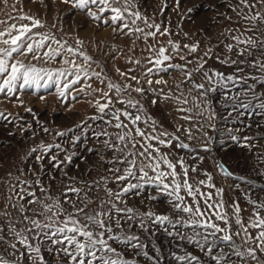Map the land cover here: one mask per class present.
Instances as JSON below:
<instances>
[{
    "label": "rangeland",
    "instance_id": "1",
    "mask_svg": "<svg viewBox=\"0 0 264 264\" xmlns=\"http://www.w3.org/2000/svg\"><path fill=\"white\" fill-rule=\"evenodd\" d=\"M136 3L141 13L149 18V24H160L161 32L167 29L168 34L157 33L155 38L149 37L145 41L143 33L132 32L129 35L127 29L124 32L114 31L115 26H112L110 21L108 25H105L100 21L93 20L86 14V11L74 8L71 3H63L62 0H7L6 4L5 0H0V30H5L10 24L18 26L29 24V20L15 19L21 15L34 17L40 20L43 25L41 28H34V32L47 33L62 42L66 41L67 45L72 47L77 46L78 40L82 41L83 45L80 50L86 52L95 61L91 70L103 71L113 83L121 85L128 83L133 88L143 86L145 89L143 95L131 92V96L139 100L145 113L157 122L158 130L162 128L170 134L178 135L181 141L190 145L189 149L184 150L176 147V142H173L171 148L161 147L160 151L168 153L169 159L173 161L181 157L184 158L190 167V182L205 180L204 173L210 174L211 182L215 184L216 188L224 190L223 197L226 205L238 203L241 208L240 215L247 223L249 216L254 211L253 205L248 203L249 199L257 203L264 201V110L254 107L245 110L241 107L233 111V102H226L224 96L246 91L249 85L258 94L264 93V84L260 83L261 80H264V73L248 66L249 62L264 59L261 50L259 47L253 49L243 44L236 46V41L233 39L241 34H243L242 39L248 37L257 39L261 34L258 29L264 25H260L257 21L255 22L257 28L245 31L249 21L242 19L238 13L241 10L243 12L249 10L244 9L242 5L238 7L239 0H179L178 7L177 0H136ZM92 7L95 11L96 6ZM162 7L163 12H161ZM253 11L264 15V4L257 3ZM104 15L110 16V13L105 12ZM137 23L141 27H145V31H154V29H147L141 21ZM169 41L180 46V51L173 54L171 63L186 65L187 70L192 72L191 81L181 83L186 78L176 69L148 76L143 75L148 68L153 67L148 63V58L154 57L155 52H150L149 48L163 46L171 52ZM186 44L198 45V48L195 52H189L184 47ZM227 45H234L231 52L227 50ZM52 46L56 47V45ZM246 48L248 50L244 52V55L238 54ZM181 56H184L185 59H180ZM217 57L220 59L217 60ZM228 58L237 63L221 62ZM137 60L140 61L139 64L135 63ZM188 61L191 63H187ZM241 61L244 63H240ZM202 62H204V69L196 71L199 63ZM33 63L37 62L33 61ZM77 63H80L79 59H77ZM39 64L51 68L61 67L58 63L44 65L43 61H40ZM117 69L128 73V76L139 77L140 85L127 77L120 76ZM129 69L132 71L129 72ZM238 69H243V72H238ZM204 70H208L210 74L212 71H216L225 75L248 76L249 78L247 84L243 82L237 85L229 84L228 88L221 89L215 82L209 85L203 77ZM252 76L259 79L253 80ZM148 79L153 80L151 88L155 91H149ZM157 79L167 83L156 84ZM193 82L196 84L205 83L206 88L215 86L217 90L209 91L204 97L201 96L200 90L192 87ZM81 83L83 84L84 81ZM89 83L91 88H86L84 93H75L76 100L68 97L65 102H62L54 94V89H41L38 93L31 89L25 90L19 94L23 106L17 101L16 96L11 98L0 96V112L10 114L9 120H0V212L7 211L9 213V216L0 217V226H6L7 220L11 218L17 229L24 227L22 223H18L21 220V213L18 210L19 202L15 196L11 202L8 200V197L12 195L11 188L18 184V180L34 182L39 177L50 190L49 194L61 199H63L61 193L64 186L69 182L83 187L82 181H100L101 177L107 176L109 177L107 187L113 190L118 187L111 182L112 174L107 169L113 167L109 161L119 153H113L103 145L101 141L105 137H101L100 141L94 138L93 132H99L104 127L103 121L89 119V117L97 115L94 104L89 101L94 102L99 99L101 103H104L102 94L93 91V89L107 92V80L104 84L96 79H92ZM178 84H181L187 96V104H179L174 100L162 98L161 89H163V93L170 91L174 97L178 96ZM111 95L115 101V93L113 92ZM40 96H44L45 99H40ZM124 98L127 99V94ZM154 99L157 100L155 105L152 104ZM180 99H184V97H180ZM241 99L244 97L241 96ZM258 103L260 101L253 100V104ZM123 107L122 104H115V108ZM180 107L191 109V112H180L177 110ZM26 108H31L32 112H27ZM129 111L133 110L129 109ZM229 113L232 115L229 116ZM213 114L215 119H210ZM189 115L192 117L191 120L182 118ZM82 122H86L90 131H88L87 138L82 137L77 145L73 146L68 142L72 133L65 137L56 135L58 131H67ZM44 128L49 131L45 132ZM177 128H180L179 132L176 131ZM189 129L191 139L186 131ZM107 130L112 134L114 140L115 133L119 130L112 127H108ZM76 133H80L79 128H76ZM204 133H207V137L211 138L208 151L203 150L207 139ZM230 135H235L239 139L233 141L230 139ZM245 136L249 137L247 141L243 139ZM40 143L63 145L68 150L67 154L75 153L72 163H65L60 170L53 168L46 158L43 162L44 171L41 172V165L34 159L36 153H30V149ZM88 149H92V151H88ZM64 155V152L59 153L61 159ZM221 165L233 175L225 176L221 171ZM191 167H195L196 171L192 172ZM177 171H180L179 167H177ZM237 177H245L247 182L241 181ZM104 186L101 183L99 187L88 193L95 201L89 205L90 209H97L99 203L107 199ZM32 190L36 191L38 196L41 195L35 187ZM202 190L214 192V189L202 188ZM150 194H155L158 198L146 200L145 197ZM125 199L129 207H135L142 213L151 209L158 213L173 215L169 197L157 193L153 187H147L140 196L129 193ZM12 204H17V207H12ZM31 207L38 208L37 205ZM120 207L123 205L121 204ZM65 208L71 211L68 205H65ZM228 210L231 212V209ZM32 214L31 211L26 213L29 216ZM179 215L184 214L180 213ZM121 224L125 231L139 236V243L144 247L137 251L131 246L110 243H113V246L123 254L125 259L134 261L135 264H180L174 256H182L186 252L198 256L201 264H215L195 244L175 236H169L164 231L165 227H169L167 225L160 226L148 222V231H143L138 220L128 221L123 217ZM170 230L177 231V229L171 228ZM179 230L181 232L191 231L183 228ZM249 231L255 234L254 230L249 229ZM8 240L17 243L16 253L13 254L7 244H0V254L9 261H17L18 264H34V261L27 257L26 253L24 258H21L20 253L25 250L15 237L9 234ZM236 241L237 243L241 242L239 238H236ZM32 243L36 242L32 241ZM47 246L46 244L45 247ZM223 247L225 246L218 244L215 252L218 253ZM144 252H147L152 259L145 258ZM42 254L50 264H60V261L53 260L52 254L44 251V248H42ZM258 255L261 254L258 252ZM230 261H235L236 264H245L235 256H232ZM246 264H254V262L249 260Z\"/></svg>",
    "mask_w": 264,
    "mask_h": 264
},
{
    "label": "snow or ice",
    "instance_id": "2",
    "mask_svg": "<svg viewBox=\"0 0 264 264\" xmlns=\"http://www.w3.org/2000/svg\"><path fill=\"white\" fill-rule=\"evenodd\" d=\"M62 2L71 3L74 8L86 11L90 18L105 25H108L110 21L111 25L115 26L114 31L124 32L127 29L129 35L132 32L143 33L145 41L149 37L155 38L157 33L168 34L167 29L161 32L160 24L148 23L149 18L141 13L136 0H62ZM6 3L7 0H5ZM257 3L264 4V0H255V2L253 0H239L238 7L242 5L244 9L249 10L248 12L241 10L238 13L242 19L249 21L245 31H252L257 28L255 23L257 21L260 25H264V15L253 11ZM92 6H96L95 11ZM178 6L179 0H177ZM163 10L162 7L161 12ZM105 12L110 13V16H105ZM15 19L29 20L30 23L19 26L10 24L5 30H0V96L8 98L16 96L17 101L23 106L19 94L25 90L31 89L38 93L41 89H54V94L62 102H65L68 97L76 100V92L84 93L86 88H91L89 81L92 79L99 80L101 84L107 80V92L101 89H93V91L102 94L104 103H101L99 99L94 102L89 101L94 104L97 110V115L89 117V119L103 121L104 127L99 132H93V136L97 141H100L101 137H105L101 141L103 145L113 153H119L109 161L113 167L107 169L112 174L111 182L118 187L116 190L107 187L109 181L107 176L101 177L100 181H82L83 187H78L69 182L64 186L61 193L63 199H61L52 197L49 194L50 190L39 177L34 182L18 180V184L12 186V195L8 197V200L11 202L15 196L19 202L18 210L21 213V220L18 223H22L24 227L17 229L12 219L9 218L6 226H0V244H7L12 253L15 254L17 243L8 240V235L11 234L25 250L20 253L21 258H24L26 253L27 257L34 261V264H50L42 254V248L52 254L53 260H59L60 264H65V262L66 264H135L134 261L125 259L123 254L113 246V243H110L115 242L131 246L137 251L144 247L139 243V236L125 231L122 227L121 218L123 217L128 221L138 220L143 231H148V222L160 226H169L164 228L169 236H175L195 244L215 264H236L235 261H230L232 256L237 257L239 261L245 262V264L249 260L253 261L254 264H264V201L257 203L249 199L248 203L253 205L254 211L245 223L240 215L239 204L226 205L223 197L224 190L216 188L215 184L211 182L212 176L210 174L204 173L205 180L190 182V167L184 158L181 157L173 161L169 159L168 153L160 151L161 147L171 148L173 142H176V147L184 150L189 149L190 145L181 141L178 135L170 134L162 128L158 130L157 122L145 113L140 101L131 96V92L143 95L145 92L143 86L133 88L128 83L123 85L113 83L103 71L91 70L95 61L86 52L80 50L83 45L82 41L78 40L77 46L72 47L67 45L66 41L62 42L47 33L34 32V28L43 27L40 20L34 17L21 15ZM138 21H141L147 29H154V31H145V27H141L137 23ZM258 30L261 34L257 39L251 37L242 39L243 34L233 37L236 46L243 44L253 49L259 47L261 55L264 56V27ZM169 44L171 45V52L163 46L149 48L150 52H155L154 57L148 58V63L152 64L153 67L148 68L143 75L148 76L158 72H167L169 69H176L186 78L181 83L191 81L192 72L187 70L186 65L171 63L173 54L180 51V46L172 41H169ZM52 45H56V47ZM184 47L189 52H195L198 45L186 44ZM226 47L231 52L234 45H227ZM247 50V48L241 50L238 54L244 55ZM77 59L80 60V63H77ZM180 59H185V57L181 56ZM219 59L217 57V60ZM33 61L37 63H33ZM40 61H43L44 65L58 63L61 67L41 66ZM221 62L237 63L230 58ZM135 63L139 64L140 61L137 60ZM187 63L191 62L188 61ZM240 63L244 62L241 61ZM248 66L264 73V59L249 62ZM201 69H204V62L199 63L196 71L199 72ZM128 71L131 72L132 69ZM117 72L120 76L127 77L140 85L139 77L128 76V73L121 72L119 69ZM238 72H243V69H238ZM203 77L209 85L215 82L221 89L228 88L229 84L237 85L241 82L247 84L249 78L248 76L225 75L216 71H212L210 74L208 70L203 71ZM251 79L258 80L259 78L252 76ZM81 81L84 83L82 84ZM162 82L167 83L160 79L155 81L156 84ZM260 83L264 84V80H261ZM147 84L149 91H155L151 88L152 79H148ZM77 85L79 87H76ZM192 87L200 90L201 96L204 97L209 91L215 92L217 90L215 86L206 88L205 83L196 84L193 82ZM177 89L179 95L175 97L170 91L163 93V89H161L162 98L174 100L179 104H187L188 99L181 84L177 85ZM113 92L116 95L115 101L111 95ZM125 94H127V99L124 98ZM241 96L244 99H241ZM180 97H184V99H180ZM40 99H45V97L40 96ZM224 99L226 102H233V111L241 107L245 110L251 107L264 110V93L258 94L251 85L246 91L238 92L235 95H225ZM253 100H258L260 103L253 104ZM117 103L124 105V107L115 108ZM156 103L157 100H152L153 105ZM129 109L133 111H129ZM25 110L29 113L32 112L31 108ZM177 110L191 112V109L183 107ZM228 115L231 116L232 113ZM9 118L10 114L0 112V120H9ZM182 118L192 119L190 115ZM210 119H215V115L210 116ZM108 127L119 130L115 133L114 140L112 134L107 130ZM76 128L80 129L79 134L76 133ZM44 131L48 132L49 129L44 128ZM88 131L90 129L87 128L86 122H82L67 131H58L56 135L65 137L72 133L68 142L75 146L82 137L87 138ZM176 131L179 132L180 128H177ZM186 131L189 139H191L190 129ZM204 135L207 139L203 145V150L208 151L211 138L207 137V133ZM230 139L237 141L239 138L230 135ZM243 139L247 141L249 137L245 136ZM88 151H92V149H88ZM61 152L65 153L62 159L59 156ZM30 153H36L34 159L41 165V172L44 171L43 162L46 158L53 168L62 170L65 163H72L75 155L74 152L67 154L68 150L59 143H40L32 147ZM177 167L180 168L179 172ZM220 167L225 176L233 175L225 170L222 165ZM191 171L195 172L196 168L191 167ZM237 179L247 182L245 177H237ZM101 183L105 185L104 192L107 199L101 201L97 209L92 210L89 205L95 201L88 193L99 187ZM33 187L38 189L41 195L38 196L37 192L32 190ZM147 187H153L157 193L169 197L173 215L158 213L151 209L142 213L137 208L128 206L125 197L129 193L140 196ZM202 188L214 189V192H206ZM157 198L155 194L145 197L146 200ZM25 201L26 203H24ZM121 204L123 207H120ZM32 205H37L38 208L33 209ZM65 205H68L71 211H68ZM12 207H17V204H12ZM228 209H231V212ZM29 211L33 213L31 216L26 215ZM180 213L184 215H179ZM4 216H9V213L7 211L0 212V217ZM170 228L177 229V231L173 232ZM181 228L191 231L181 232L179 230ZM249 229L254 230L255 234ZM236 238H239L241 242L237 243ZM32 241L36 243L33 244ZM46 244L47 247H45ZM218 244L225 247L217 253L215 249ZM157 251L159 250L157 249ZM258 252L261 255H258ZM143 255L147 259H152L147 252H144ZM174 258L180 264H201L200 258L190 252H186L182 256H174ZM0 264H18V262L9 261L0 254Z\"/></svg>",
    "mask_w": 264,
    "mask_h": 264
}]
</instances>
